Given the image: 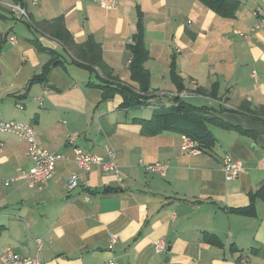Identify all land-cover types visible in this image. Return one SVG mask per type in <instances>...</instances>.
Here are the masks:
<instances>
[{
  "label": "crops",
  "instance_id": "1",
  "mask_svg": "<svg viewBox=\"0 0 264 264\" xmlns=\"http://www.w3.org/2000/svg\"><path fill=\"white\" fill-rule=\"evenodd\" d=\"M237 1L229 19L198 0H116L110 11L99 0H26L28 24L63 17L74 43L93 38L115 81L134 90L126 47L140 12L148 94L177 93L169 76L174 59L192 95L186 101L217 119L210 125L214 147L191 154L181 151L176 132L142 136L132 120L149 119L155 106L122 109L119 95L102 100V89L88 86L102 84L96 68L79 66L59 42L15 20L9 0H0V122L31 126L40 147L69 159L56 164L42 190L32 189L17 180L31 167L26 143L0 134V181H9L0 184V252L39 254V264H237L241 257L264 264V202L255 201L253 218L234 212L249 206V194L264 181V119L254 115L264 108V30L252 31L256 14L264 16V0ZM48 52L61 55L63 64L26 90ZM214 85L215 99L195 92ZM67 135H75L74 147L84 153L106 160L114 152L119 177L94 168L67 189L77 172ZM225 156L241 163L234 180L222 171ZM149 164L166 166L164 175L147 171ZM111 235L117 242L109 249ZM157 241L166 245L159 254Z\"/></svg>",
  "mask_w": 264,
  "mask_h": 264
},
{
  "label": "trees",
  "instance_id": "2",
  "mask_svg": "<svg viewBox=\"0 0 264 264\" xmlns=\"http://www.w3.org/2000/svg\"><path fill=\"white\" fill-rule=\"evenodd\" d=\"M12 4L18 5L26 10V0H10ZM212 12L223 18L234 19L239 8L237 0H198ZM27 12V11H26ZM28 15V14H27ZM4 16L0 13V19ZM28 16V21H29ZM41 33L47 34L61 44L71 56L76 58L77 64L89 71L96 68L101 77L98 79L101 85L88 84L89 87L102 89V100L113 98L115 95L121 96L123 99L120 107L122 109H137L153 105L155 108L151 112L149 119H134L132 122L140 126V134L145 137L156 136L165 132H176L178 134L189 137L197 143L199 150H210L214 147V137L210 130V125L214 123L213 118L207 117L209 108H197L190 105L186 99L178 96L162 95L159 98L148 94L149 73L144 68V63L148 59V52L144 44V28L142 14L137 13L136 33L132 37V43L127 45L126 49L131 55L128 65L129 78L138 86L134 90L129 85H124L115 81L112 71L101 60V47L90 36L84 44L78 45L74 43L71 34L64 25L63 17L59 16L53 20H41L37 23L28 24ZM3 41L0 40V53ZM38 51H44L35 43ZM50 54L49 61L44 64L38 75L29 80L26 90L34 83L44 81L46 74L53 68L63 64L61 55L48 52ZM169 76L177 89V93L185 91V87L176 73L174 59L171 60L169 66ZM25 90V91H26ZM217 86H212L209 92L202 89H196L197 94H206L210 98L215 99ZM152 100V102H151ZM255 118L264 119V108H260L255 113ZM223 125L224 123L221 122ZM235 128V127H232ZM250 204L243 209L234 212L245 217L253 218L256 216L255 201L257 199L264 202V181L261 186L249 194Z\"/></svg>",
  "mask_w": 264,
  "mask_h": 264
},
{
  "label": "built area",
  "instance_id": "3",
  "mask_svg": "<svg viewBox=\"0 0 264 264\" xmlns=\"http://www.w3.org/2000/svg\"><path fill=\"white\" fill-rule=\"evenodd\" d=\"M33 4L37 0H32ZM99 7L103 10L110 11L117 6L116 0H99ZM10 15L15 20L28 21V15L25 9L12 3L7 5ZM256 23L252 29L253 32L264 30V16H258L256 14ZM248 39L249 36L244 37ZM172 96H178L179 98H189L191 93L188 91H182L180 93L171 94ZM20 108V107H19ZM0 134H11L26 143V155L31 162V167L23 171L17 178L21 180L25 185L32 189L42 190L44 186L54 177L55 166L58 162H67L69 159L67 156L57 153H51L39 146L34 129L24 123L17 121H2L0 122ZM75 135H67L65 144L67 147L72 148L74 152L73 162L76 166L77 172L71 175L67 181V189L71 190L76 186L77 180L80 176L88 174L94 168L99 169L103 173H111L116 177H119V168L115 163L114 152H108L107 159L104 160L101 156L84 153L75 149ZM4 148V143L0 142V152ZM181 151L183 153L197 154L199 149L197 143L191 140L189 137L182 135L181 137ZM166 166L162 164L147 165L146 170L151 173H157L161 176L165 173ZM222 171L227 180H234L238 178L242 171L241 163L231 160L228 156H225L222 163ZM8 185L9 181H0L1 183ZM117 242V237L111 235L108 239V248L112 249ZM166 245L163 241H157L153 245V251L156 254L165 251ZM0 264H39V254L35 257L21 256L10 249H4L0 252ZM108 264H116L114 261H110ZM237 264H249L246 257H241Z\"/></svg>",
  "mask_w": 264,
  "mask_h": 264
},
{
  "label": "rangeland",
  "instance_id": "4",
  "mask_svg": "<svg viewBox=\"0 0 264 264\" xmlns=\"http://www.w3.org/2000/svg\"><path fill=\"white\" fill-rule=\"evenodd\" d=\"M10 1V0H9ZM11 2V1H10ZM10 2H8V3H10Z\"/></svg>",
  "mask_w": 264,
  "mask_h": 264
}]
</instances>
